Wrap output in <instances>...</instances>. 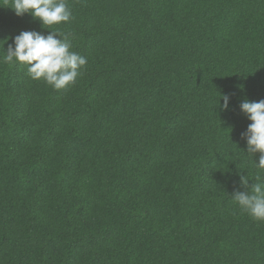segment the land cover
<instances>
[{
	"label": "trees",
	"instance_id": "16d2710c",
	"mask_svg": "<svg viewBox=\"0 0 264 264\" xmlns=\"http://www.w3.org/2000/svg\"><path fill=\"white\" fill-rule=\"evenodd\" d=\"M68 4L73 87L0 63V264H264L233 201L257 182L240 106L264 100V0ZM7 7L0 41L49 34Z\"/></svg>",
	"mask_w": 264,
	"mask_h": 264
},
{
	"label": "clouds",
	"instance_id": "9594fccd",
	"mask_svg": "<svg viewBox=\"0 0 264 264\" xmlns=\"http://www.w3.org/2000/svg\"><path fill=\"white\" fill-rule=\"evenodd\" d=\"M17 17L30 15L34 20L49 30L48 35L37 31H23L14 38L13 43L0 41L7 51L0 58V63L21 64L26 68V75L33 81H42L53 90L67 92L83 74L88 60L72 50L69 34L61 33L57 26L69 22L72 11L68 0H6ZM9 40H12L10 37ZM223 109L229 108L230 97L223 96ZM242 112L251 121L242 138L247 143V154L252 158L259 154L256 183L250 192H237L233 198L243 214H247L256 222H264V181L260 170H264V100L251 102L245 100L241 104ZM241 183L248 186V175L240 176Z\"/></svg>",
	"mask_w": 264,
	"mask_h": 264
}]
</instances>
